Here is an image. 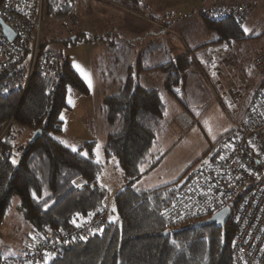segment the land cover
<instances>
[{"label": "trees", "instance_id": "16d2710c", "mask_svg": "<svg viewBox=\"0 0 264 264\" xmlns=\"http://www.w3.org/2000/svg\"><path fill=\"white\" fill-rule=\"evenodd\" d=\"M74 2L45 0L44 10L47 16L62 20L72 13ZM204 22L219 35L215 43L248 39L241 19ZM81 38L76 35L65 42L75 43ZM58 41L46 35L41 38L31 74L30 50L20 60H0V222L17 196L18 209L37 242L59 240L64 232H71L106 206L107 201V190L100 183L104 163L97 158L96 142L87 141L73 151L57 137L64 127L61 113L70 108L69 89L89 93L69 57L54 47ZM200 48L203 46L187 49L150 68L142 67L139 61L137 77L160 72L164 74V92L176 95L183 73L200 65L194 52ZM115 82L117 89L106 94L100 105L108 129L104 159L109 162L117 158L125 180L113 196L115 217L109 215L99 232L62 243V255L45 264H230L236 235L231 220L223 228L217 224L196 225L208 216L174 223L162 217L160 211L183 183L176 181L152 189L137 186L168 105L163 90L145 86L136 76ZM262 87L264 79L251 88L245 106ZM24 129L31 135L38 129L42 133L35 140L31 136L20 141ZM232 134L233 128L226 139Z\"/></svg>", "mask_w": 264, "mask_h": 264}, {"label": "rangeland", "instance_id": "374dc122", "mask_svg": "<svg viewBox=\"0 0 264 264\" xmlns=\"http://www.w3.org/2000/svg\"><path fill=\"white\" fill-rule=\"evenodd\" d=\"M146 1L151 3V0ZM154 1L158 5L161 4V7L158 6L159 9H170L177 15L176 19H178L179 24L174 26L177 36L172 35V38L174 37L177 45L179 44L180 48L182 47V49L179 48L178 54L186 50L184 42L188 43L189 40L191 42H201L213 40L211 37H219L216 32L206 30L203 19L207 18L199 15V9L212 7L214 4L225 0ZM256 1L258 0H254V2ZM242 3H249L251 6L249 14L241 20L245 36L248 39L232 41L227 44L224 58L234 61L236 64L240 62L246 67L247 63L264 46V0L258 3L255 10H253V5L250 1L238 4ZM44 7L45 0L41 13L40 40L44 35L49 38L60 39V41L55 43L54 47L63 51L69 57L76 70L77 65L81 66L90 74L91 79L90 87L88 81L77 70L86 82L89 93L81 94L75 88L71 87L69 89L67 103L70 108L64 109L61 113L64 127L62 133L58 134L57 137L73 149H77L87 141H95L97 158H104L103 147L106 142L108 129L100 105L106 94H111L117 89V82L114 81V78L124 81L129 75H133L145 86L163 90L164 74L153 72L144 77H137L139 57H141L142 67L145 68L157 65L163 61L157 56L159 54L156 51L157 49H154V36L144 34V29H148L151 24L140 16L126 12L124 10L125 5L117 3L116 6L113 5L111 8L115 12H120L123 16L127 15L129 21L115 20L112 26L114 28L112 34H105L101 37H95L88 33L81 35L74 25V7L72 13L62 20L47 16ZM196 12L199 16L196 15ZM76 35L82 38L75 43L65 42L69 37L75 38ZM97 38L98 41L94 42ZM114 41L120 44H127V50L112 52L109 48H111ZM105 47H107V51ZM145 48L149 50L144 51ZM194 52L200 60V54L196 53V50ZM130 67H133L132 71H130ZM197 68L201 78H203L201 72L204 69L199 66ZM202 83L206 84L205 81ZM202 83L197 80L192 81L193 87L198 91L202 89ZM206 87L209 88L207 89L211 98H213L210 86L207 85ZM175 94L170 95L164 92L168 109L163 119L161 132L151 148L150 160L145 166L141 178L137 181V186L140 188L152 189L176 181L183 183L198 160L206 156V154L208 155V153L215 151H217V155L222 156L227 150L226 146L228 144L225 139L227 137L226 134L233 128L232 121L236 115L234 107L225 103L223 108L216 100L210 102V99H206V94L204 93L202 98L198 97L193 102V93L189 87L179 88ZM183 106L189 107L192 113L200 115L198 123L188 127L186 130H183L179 123L177 124L172 118V114L176 109H183ZM31 133L30 130L24 129V134L21 136L20 141L22 139L29 140L33 136ZM1 136L2 133L0 134ZM106 173L100 176V183L107 190L106 205L110 208V216L115 217L114 199L110 195L119 184L121 185L125 181L117 158L109 160ZM18 205L19 198L14 196L5 219L0 222L1 258L18 255L21 253L22 246L36 242L33 239V229L31 230V226H28L27 222H25L26 220L18 209Z\"/></svg>", "mask_w": 264, "mask_h": 264}, {"label": "built area", "instance_id": "2783aa9c", "mask_svg": "<svg viewBox=\"0 0 264 264\" xmlns=\"http://www.w3.org/2000/svg\"><path fill=\"white\" fill-rule=\"evenodd\" d=\"M44 0H0V55L2 62L20 60L31 51L32 73L40 43L41 13ZM250 4L228 7H203L199 15L213 21L243 19ZM8 26L16 34L10 41L4 31ZM253 76L245 89L232 81L225 83L222 67L202 71L210 86L213 100L234 107L233 134L225 139L223 155L213 152L198 160L188 177L160 214L176 223L198 216H212L229 207V220L236 228L230 264H264V87L256 90L245 106L252 85L264 79V46L251 59ZM109 207L103 206L71 232L57 241L43 239L29 250L4 256L0 264H45L62 255L60 245L104 229L109 220Z\"/></svg>", "mask_w": 264, "mask_h": 264}, {"label": "crops", "instance_id": "0c3cea01", "mask_svg": "<svg viewBox=\"0 0 264 264\" xmlns=\"http://www.w3.org/2000/svg\"><path fill=\"white\" fill-rule=\"evenodd\" d=\"M117 1V2H116ZM250 1L252 3L253 10H255L256 6H258V3L261 0H258L254 2V0H234V1H220L217 4H214L212 7H228L232 6L234 4H238L241 2ZM117 3H121L125 5L124 10L130 14H134L136 16L142 17V19H145L146 21H149L151 26L149 25L148 29H144V34H149L154 36V49H157L156 51L159 53L157 56L161 58L163 62L168 60L169 58H175L178 56L179 51V44L177 45V41L174 39L173 36H177L176 31L174 30V26L179 24L178 19H176V14L171 11L169 8H162V9H169V10H161L158 8L161 7V4L158 5L156 1L151 0V3L146 0H139L135 2L134 0H75V6H74V25L78 29V33L82 35L91 34L95 37H101L105 34H112L114 31L113 23L115 20L120 21H129L127 15H122L120 12H115L114 9L111 7L113 5L116 6ZM156 4V5H155ZM203 8V7H202ZM210 8V7H208ZM201 9V8H200ZM199 9V10H200ZM88 12V13H87ZM253 12V11H251ZM197 15V12H196ZM199 16V15H197ZM203 19V18H202ZM204 20V19H203ZM204 26L207 31H211L207 28L205 22ZM142 35V34H140ZM210 36V35H209ZM76 37V36H75ZM213 40H205V41H197V42H191L190 40L188 43L184 42L185 49H195L200 48L197 50L196 53L200 54L201 59L199 61V67L204 69L205 71H208L212 68L216 67H222L225 66L224 75L223 78L225 80V83L230 84L232 81L235 83H238L239 87L246 88L251 83L252 74L251 73V60L247 63V66L244 67L242 63H235L234 61H229L224 58V51L227 48L226 45L229 43H215L218 39L216 37L212 38ZM98 38L94 40V42H97ZM145 42V40H143ZM127 44L123 43H117L113 42L111 45V48H109L112 52H117L119 50H127ZM263 47V46H262ZM261 47V48H262ZM106 51H107V47ZM182 49V47L180 48ZM149 49L145 48L144 51H148ZM136 52H138L136 50ZM160 54H162L160 56ZM2 59L0 55V60ZM138 61H142L141 57H139ZM159 62V64H161ZM157 64V65H159ZM156 66V65H154ZM154 66H147V68L154 67ZM198 66L193 65L189 67L182 75L181 83L180 85L175 89V93L178 91L179 88H185L189 87V89L192 90L193 97L192 101L195 102L198 97L202 98V94H206V99L209 98L210 102H212V98L209 93V88L206 87V84H203L204 82L203 78H201V74L199 72ZM147 74H142L139 77H144ZM122 80L119 78H114V81ZM197 80L202 83V89L198 91L196 88L193 87L192 81ZM259 81V80H258ZM256 85L254 83L252 85V88ZM208 88V89H207ZM211 91V90H210ZM209 94V95H208ZM202 113V112H201ZM173 120L183 129L186 130L188 127L198 123L199 114H194L191 112L189 107H184L176 109V111L172 114ZM236 116V115H235ZM217 152V151H215ZM100 161L104 163V169L103 173L105 174L108 168L109 162H106L105 159L99 158ZM102 173V174H103ZM107 174V173H106ZM124 183L119 184L118 187L112 192L111 196H114V194L123 186ZM1 233V229H0ZM36 242L32 244H28L27 246H22V249L25 251L27 248H31ZM21 250L20 252L23 253L24 251Z\"/></svg>", "mask_w": 264, "mask_h": 264}, {"label": "water", "instance_id": "95a60500", "mask_svg": "<svg viewBox=\"0 0 264 264\" xmlns=\"http://www.w3.org/2000/svg\"><path fill=\"white\" fill-rule=\"evenodd\" d=\"M4 31L10 41H12L15 38L16 34L8 26L4 25ZM41 133H42L41 129L36 130L35 133L33 134L32 140H35ZM229 216H230V208L225 207V208L220 209L218 212H216L212 216L204 220H200L196 222V225L197 226H208L212 224H217L219 227L223 228L229 221ZM164 234L166 235L167 233H164Z\"/></svg>", "mask_w": 264, "mask_h": 264}, {"label": "snow or ice", "instance_id": "6c2138e0", "mask_svg": "<svg viewBox=\"0 0 264 264\" xmlns=\"http://www.w3.org/2000/svg\"><path fill=\"white\" fill-rule=\"evenodd\" d=\"M245 31H247V29H245ZM77 70L81 73V75L85 78V80L88 81L89 86L91 87V79H90V74H88L81 66L77 65ZM76 149L74 148L73 151H75ZM86 155V153H85Z\"/></svg>", "mask_w": 264, "mask_h": 264}]
</instances>
